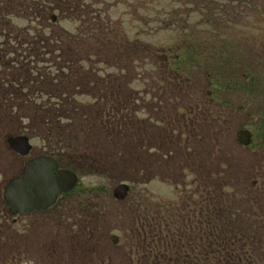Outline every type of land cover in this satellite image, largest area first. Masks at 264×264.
<instances>
[{
    "label": "rangeland",
    "instance_id": "374dc122",
    "mask_svg": "<svg viewBox=\"0 0 264 264\" xmlns=\"http://www.w3.org/2000/svg\"><path fill=\"white\" fill-rule=\"evenodd\" d=\"M99 1L105 4L102 10L107 13L101 17H107L113 24L114 32L110 36L117 34L122 36V42L135 43L149 51L135 53L140 60L135 71L132 65L127 83L132 92L140 93L137 98L140 110L136 118H148L155 128L150 127L152 139L159 136L158 128L161 132L166 128L173 138L163 137L181 140L182 150H188L186 153L191 157L181 159L180 165L177 153H173L159 168L155 165L159 154L152 157L149 165L152 169L157 168L158 176L146 184L126 182L129 194L121 201L112 196L121 183H112L94 173H80L74 191L61 197L50 210L15 218V224L8 223L2 214L1 222L11 228L12 240L19 242L26 252L15 264H50L48 261L56 264L60 263L61 255L64 257L60 264H144L143 250L156 229L150 224L149 217L157 216L156 223L166 220L171 224L170 218L182 221L184 212L180 203L185 194L192 196L190 200L195 204L186 209L190 213L197 212L200 207L196 192L199 182L205 187L225 188L224 192H231L228 187L234 183L255 185L264 194V0H252L251 4L240 8H234L235 4L230 2L232 21L217 23L218 26L202 24L200 21L205 19L189 4L190 0ZM176 10L180 13L175 14ZM167 12H171L173 18L180 16L182 22L175 24L174 21L171 25ZM234 14L238 19H234ZM55 20L52 30L58 28L72 35L77 33L78 24ZM15 24L22 26L25 23ZM82 41L79 38L81 50L91 54L109 52L105 57L112 56V49L121 44V40L105 42L96 34L84 37ZM200 41L204 55L198 54L196 66H184V71L169 68L167 61L178 54L179 47L190 45L188 48H191ZM221 48L224 52L217 58L216 53ZM123 59L121 63H124ZM106 62L112 63V60L109 58ZM93 65L103 68L97 62ZM39 66L50 78L53 71L47 69V64ZM84 66L90 67L88 63ZM118 70L106 71L120 74ZM80 88L90 87L83 79ZM145 88L151 91L148 96L140 92ZM1 117L2 123L8 121L4 128L10 129V135L18 136L12 133L17 126L12 117L5 114ZM20 123L23 125L26 120ZM244 130L251 134L248 147L237 141L238 133ZM8 137L0 134L1 198L8 180L20 174L24 162L44 155L41 143L29 138L30 156H17L8 147ZM84 147H81L82 152L88 153ZM122 169L118 167V173H124L120 172ZM232 190V193H241L234 186ZM112 237L117 238L116 244ZM251 240L256 243L255 237ZM82 248L87 253H83ZM66 250L67 254L70 252L69 256H75V261L62 252Z\"/></svg>",
    "mask_w": 264,
    "mask_h": 264
},
{
    "label": "trees",
    "instance_id": "16d2710c",
    "mask_svg": "<svg viewBox=\"0 0 264 264\" xmlns=\"http://www.w3.org/2000/svg\"><path fill=\"white\" fill-rule=\"evenodd\" d=\"M190 1L205 19L200 22L207 26L232 21L230 2L235 4L234 8L252 3V0ZM103 6L105 4L99 0H0V134L11 136L10 129L4 128L8 121L1 122L5 114L17 125L12 133L37 139L43 154L52 157L63 169L75 174L94 173L112 183L146 184L158 176L157 168L173 153H177L180 165L181 159L191 155L186 153L188 150H182L180 139H165L173 138L166 128L164 132L158 128L159 136L150 138V127H154L148 118H136L140 93L132 92L127 83L132 65L135 71L140 60L136 54L149 51L135 43L122 42V36L117 34L111 37L113 24L107 17H101L107 14ZM170 13L166 16L170 17L171 25L174 21L175 24L182 22L180 16L173 18ZM235 14L234 19H238ZM53 17L78 24L77 33L52 30ZM17 22L25 24L19 26ZM92 34L105 42L121 40V44L116 43L120 47L113 48L112 56L106 57L109 52H84L79 48L81 45L78 46L79 38L82 43L84 37ZM219 37H222L220 33ZM188 47H179L178 54L167 61L171 70L184 71V66L198 64V54L204 55L201 41L199 45ZM223 52L221 48L216 53L217 58ZM211 56L215 60L213 54ZM109 58L112 63L106 62ZM122 58L124 63H121ZM94 62L103 68L94 66ZM84 63L90 67L86 68ZM43 64L53 71L50 78L42 72L44 69L39 65ZM112 68L120 69V74L106 71ZM83 79L90 88H80ZM140 92L144 96L151 94L147 88ZM202 114L205 115V111L202 110ZM23 119L26 123L22 125ZM82 146L88 153L82 152ZM158 154L157 168L152 169L151 158ZM118 167H122L120 172L124 173H118ZM232 186L241 193H232ZM228 188L231 192H224L222 187H205L199 182L197 212L190 213L186 209L195 204L190 200L192 196L185 194L180 203L185 215L181 216L182 221L170 218L171 224L166 220L156 223L157 216L149 217L156 229L143 250L144 264H264V256L258 257L264 255V194L255 185L234 183ZM1 216L15 224L0 196V264H15L26 252L19 242L12 240L11 228L2 224ZM254 237L256 243L251 240ZM67 251L62 252L67 254ZM82 251L87 253L85 248ZM62 257H59L60 263ZM69 257L75 261L74 255Z\"/></svg>",
    "mask_w": 264,
    "mask_h": 264
},
{
    "label": "water",
    "instance_id": "95a60500",
    "mask_svg": "<svg viewBox=\"0 0 264 264\" xmlns=\"http://www.w3.org/2000/svg\"><path fill=\"white\" fill-rule=\"evenodd\" d=\"M55 18H52L54 21ZM237 141L242 146L250 144V132L240 131ZM10 150L20 156H27L32 149L26 136L7 138ZM77 184V176L71 171L60 169L57 162L48 156L28 160L21 174L10 179L2 193L11 216L23 215L27 211L45 210L51 207L62 194L69 193ZM129 191L127 184L118 185L112 193L115 200H124ZM115 244L116 237L111 238Z\"/></svg>",
    "mask_w": 264,
    "mask_h": 264
},
{
    "label": "flooded vegetation",
    "instance_id": "af4514ba",
    "mask_svg": "<svg viewBox=\"0 0 264 264\" xmlns=\"http://www.w3.org/2000/svg\"><path fill=\"white\" fill-rule=\"evenodd\" d=\"M31 151H32V149L30 150V152H29V154L27 155V156H20V155H17V156H20V157H23V158H26V157H29L30 156V153H31ZM40 156H46V155H40ZM40 156H35V157H31V158H29V159H27L24 163H23V165L21 166V171H22V168H23V166H24V164L28 161V160H31V159H34V158H36V157H40ZM50 157V156H49ZM21 171H20V174H21ZM19 174V175H20ZM18 175V176H19ZM18 176H16V177H18ZM15 177V178H16ZM254 184H255V182H254ZM253 184V185H254ZM73 192V190H71L69 193H67V194H71ZM67 194H62V195H60L57 199H56V201L54 202V204L51 206V207H49V208H47V209H45V210H33V211H27L25 214H23L22 216H26V215H28V214H30V213H34V212H36V211H40L41 213H44V212H46V211H48V210H50L57 202H58V200L61 198V197H64V195H67ZM11 216V215H10ZM13 219H15V218H19V217H21V216H11Z\"/></svg>",
    "mask_w": 264,
    "mask_h": 264
}]
</instances>
